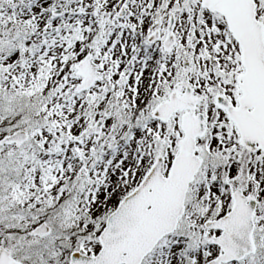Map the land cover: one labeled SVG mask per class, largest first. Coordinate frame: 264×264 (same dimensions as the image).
Returning a JSON list of instances; mask_svg holds the SVG:
<instances>
[{
    "label": "snow or ice",
    "instance_id": "obj_1",
    "mask_svg": "<svg viewBox=\"0 0 264 264\" xmlns=\"http://www.w3.org/2000/svg\"><path fill=\"white\" fill-rule=\"evenodd\" d=\"M0 264H264V0H0Z\"/></svg>",
    "mask_w": 264,
    "mask_h": 264
}]
</instances>
